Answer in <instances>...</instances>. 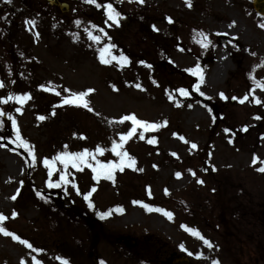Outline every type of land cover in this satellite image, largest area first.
Returning <instances> with one entry per match:
<instances>
[{"label":"rangeland","instance_id":"obj_1","mask_svg":"<svg viewBox=\"0 0 264 264\" xmlns=\"http://www.w3.org/2000/svg\"><path fill=\"white\" fill-rule=\"evenodd\" d=\"M59 1L68 4L67 11L48 0H0V98L31 94L22 105L0 101L6 113L0 119L14 117L22 137L34 145L38 187L73 206L74 220L85 221L82 216H87L98 222L102 233L99 237V229L91 225L98 236L92 259L86 252L74 254L76 261L64 256L56 234L43 232L40 208L22 197L24 161L0 143V213L8 217L0 224L33 245L30 249L0 233V264H33L32 257L42 264H63L65 259L68 264H95V253L98 264H138L137 258H128L126 248L136 257L148 240L163 245L151 253L153 264H167L174 254L186 255L190 264H264V173L257 171L264 166V90L250 79L251 73L264 80V67H256L264 60V28L259 26L264 18L252 0H192L191 7L186 0H99L122 13L119 24L86 0ZM86 29L100 35L101 42L90 40ZM200 31L212 41L207 51L198 42ZM106 43L115 45L111 51L123 53L129 62L101 63L98 49ZM197 64L202 84L199 75L186 71ZM49 82L61 95L47 90ZM64 89H93L87 97L93 110L63 104L68 95ZM245 95L248 99L241 102ZM132 113L159 125L144 132L143 139L138 128L125 142L123 150L135 157L134 167L114 170L110 180L106 174L95 178L87 165L81 166L83 171L69 165L68 179L80 194L72 184L48 186L49 169L43 160L60 152L94 151L99 145L106 151L97 153V159L118 161L112 143L132 127L131 121L121 123L118 118ZM254 155L260 158L256 164ZM55 163L53 181L64 168ZM93 187L89 199L94 206L89 207L83 194ZM193 188L209 198L203 197L206 204L191 224L180 206ZM134 201L167 209L173 218ZM100 212L110 214L101 218ZM80 226L75 224L69 235L76 232L81 242L90 244L95 235ZM190 230H198L211 246ZM123 236L136 239V246L119 241Z\"/></svg>","mask_w":264,"mask_h":264},{"label":"snow or ice","instance_id":"obj_2","mask_svg":"<svg viewBox=\"0 0 264 264\" xmlns=\"http://www.w3.org/2000/svg\"><path fill=\"white\" fill-rule=\"evenodd\" d=\"M7 3H11L12 0H6ZM86 2L91 3V4H95L97 7H102L105 9L106 11V15L108 17L109 20L114 21L116 24H119V18L121 17L122 13L119 12L111 2L108 3H101L99 2V0H86ZM140 3H143L144 0H139ZM186 3L189 7L192 6V0H186ZM169 22H172V18L168 17ZM76 23L79 25L81 22L79 20L76 21ZM105 23H107V21H105ZM235 22H233L234 24ZM111 26V25H109ZM261 28H264V23H261L259 25ZM155 27V26H154ZM231 27V25H230ZM92 28L94 29H99L100 32H104V29L99 28L98 25L93 24ZM88 33V38L96 43H100L102 37L100 35H95L93 34L92 31L87 30ZM195 31V30H194ZM38 35V34H37ZM104 35L106 36L107 33L105 32ZM199 43L202 44V46L204 48H207L210 44H212V41L210 39L207 38V35L203 32L200 31L199 32ZM115 47V45L111 44V43H106L104 44L103 47H100L98 49V54H99V60L101 61V63L103 64H111L113 63V61H117L118 63H128V57L124 56L123 53L120 54V56H116L111 49H113ZM252 55H256V53H252ZM143 63V62H141ZM256 67H264V60L261 61V64L257 65ZM186 71L191 72L193 75H199L200 77V84H202L204 82V76L201 72L200 69V65L197 64L194 68H190L187 69ZM250 79L253 81L254 85H257L261 90H264V80H260L257 79L254 75H252L250 73ZM0 87H4V84L2 81H0ZM41 88H45V85H40ZM115 87V86H113ZM137 88H141L140 84L136 85ZM196 91H200V86L199 84H197L196 86ZM47 90L48 91H53L56 93V95H61V92L56 91V88L54 85L51 84V82H49V85L47 86ZM65 92L68 93V95L63 97L62 103L65 105H72V106H78V107H83L85 109H89V110H93L90 108V101L87 99L89 93L93 92V89H87L84 91H78V92H73L71 89H64ZM178 91L184 95V96H188L190 95V93L186 90V89H178ZM201 95H204L203 92H200ZM221 96H223L224 94L221 93ZM28 99H31V94L30 93H24V94H20V95H13V94H9V96L7 97V99L4 98H0V101H2L3 103H7L9 100H16L18 101L21 105L24 104ZM171 99V96H170ZM233 99H236L235 97H233ZM248 96L245 95L243 97V99L241 100V102H243L244 100H247ZM257 103H260V100L257 99L256 100ZM192 105H189V107H191ZM17 112L21 111V108H16ZM6 113L3 110H0V116L5 115ZM97 115H99V113H97ZM11 119L12 122V127L14 129L15 132V140L14 143H18V145L22 148H24L29 156L31 157L32 160V164L36 163V156L34 154V145H32L28 140L24 139L21 135V131L19 129V126L17 124V121L14 117H9ZM39 119L43 120L45 119L44 116H40ZM119 122L123 123L125 121H131L132 127L131 129L127 132V133H122L120 134V138H119V142L113 141L112 143V147H111V152L115 153V155L117 157H120V159L117 160H108L107 162L103 161V160H99L96 158V154H103L106 149L104 147L101 146H97L95 148L94 151H90L89 149L85 148L83 151H79V152H70V151H63L60 152L57 156L53 157L51 160H49L48 158H44L43 163L45 164V166L49 169L48 171V176H49V180H48V186L50 188H58L61 187V184H72V186L74 188H76V191L78 194H80V189L79 187L72 181L68 179V173L65 171L69 165H71L72 168H75L79 171H83V168L81 167L82 165H87V167L91 168L93 173L96 174L95 178H98L101 175L106 174L107 178L112 180L113 176L112 173L114 170L119 169L120 171L124 170L125 165L127 164L128 167H134L135 163H136V159L134 156H131L127 151L123 150L124 149V144L125 142L132 137L136 132L138 128H142L143 131L140 132V138L143 139L144 138V132H147L149 129H156L159 127V125H157L156 123H152L149 121H146L144 119H140L136 116L135 113L132 114H126L123 115L121 117L118 118ZM165 123H167L165 121ZM0 128H3V121H0ZM75 135V134H74ZM181 140H184V137L181 136L180 137ZM149 143H154L155 140L154 139H150L148 141ZM6 147V145H4ZM67 147V146H65ZM191 147L193 149H195L197 147V145L195 143L191 144ZM15 151V149H14ZM173 155H176L175 153H173ZM91 161H95V163H91ZM260 158L255 156L253 157V164H256L257 161ZM59 162L60 164H63L64 168L63 169H59V180L57 181H53L51 179L53 172L57 171V167H56V163L55 162ZM262 164H264V161H261ZM140 171H143V169H140ZM257 171L264 173V166L258 167ZM177 177L181 176V173L177 172L176 173ZM200 183H203V181H199ZM95 187L92 188L91 191H88L87 193L83 194V198L88 201V206L89 207H93V202L89 199L92 196V193L95 191ZM167 189H165V192L167 193ZM151 194V193H149ZM16 197L13 196L12 199H15ZM133 203L136 204H143L142 201H134ZM143 207L148 210V211H157L162 213L163 215H165L168 219H172L173 218V213L167 209L161 208V207H156L154 205H150V204H143ZM121 211H123V209H120ZM111 211V210H110ZM110 214V212H100L99 215L101 216V218H104L106 216H108ZM17 215L16 211L13 210L12 212V216L15 217ZM6 219H8V217H6L3 213H0V222L5 221ZM193 232L194 235L199 236L200 239L204 240V242L206 244L210 245V241L204 239V237L202 235H200V233L198 232V230H190ZM0 233H3L4 235H8L11 236L13 239L19 241L22 244H25L28 246V248H33V245L31 243H29L28 240L26 239H22L19 235H16L14 232H10L6 227H4L2 224H0ZM181 247H183V245H181ZM35 251L37 252H41L43 251V249L40 248H36ZM191 254V253H190ZM32 261L33 264H42V262L37 259L36 257H32ZM23 264V262H22ZM63 264H68V261L65 259L63 260ZM103 264V262H102ZM214 264H216V262H214Z\"/></svg>","mask_w":264,"mask_h":264},{"label":"trees","instance_id":"obj_3","mask_svg":"<svg viewBox=\"0 0 264 264\" xmlns=\"http://www.w3.org/2000/svg\"><path fill=\"white\" fill-rule=\"evenodd\" d=\"M199 44L202 46L201 43ZM202 50L207 51L209 49L208 47H203ZM207 106H209V104ZM0 121H3V128H0V143L6 145L12 151H14L15 149L14 152L20 156V158L26 165V175L25 180L23 181L24 191L22 197L24 198L25 196V199L27 198V200L33 201L40 208L45 227V231L43 232L46 234L51 232L56 234V236L59 238L60 252L73 261H76V257L74 254L78 253L80 255H83L84 252H86L84 255L87 256L88 259H92V253L96 251L95 243L97 237H101L102 227L98 224V222L91 221L87 216H82V219L86 222L81 220H74V218H72L75 213V209L73 208V206L66 205L59 194L51 191H46L38 187L33 176L35 167L34 164H32L31 157L24 148L18 145V143H14L15 132L12 127L11 119H9L8 121L6 119H0ZM247 137L249 136H245L244 138L246 139ZM245 139H242L244 140L243 142H245ZM205 196L207 199L209 198L204 192L200 191L199 189L193 188L191 189L189 198L182 201V205L180 206V208L182 209V211H184L183 218L186 222L192 224L197 221L195 219L197 214L200 215V209H202V206L206 204H204L203 199V197ZM71 223L73 224L71 225ZM80 223H82L83 226H86L87 229L90 230V232L92 231L91 225H93L100 231L97 237L96 233L92 231V234L95 236L91 240L90 244L81 242L79 240L78 233L76 232L69 235L71 228H74L75 224L77 226V229L78 227H80L81 229ZM68 229L69 232H67ZM67 234L71 241L68 239ZM161 246L163 245L158 243L157 240H148L147 245L145 249L142 250L141 255H137L136 257L133 256V258H131L132 256L130 255H132L133 253L128 248H126V253L129 254L128 258L131 261L137 258L138 264H153L150 258L151 253L158 250ZM72 251H74L75 253H72ZM132 264L134 263L132 262Z\"/></svg>","mask_w":264,"mask_h":264},{"label":"water","instance_id":"obj_4","mask_svg":"<svg viewBox=\"0 0 264 264\" xmlns=\"http://www.w3.org/2000/svg\"><path fill=\"white\" fill-rule=\"evenodd\" d=\"M49 2L59 5L62 11H67L69 8L68 4L60 3L58 0H49ZM252 3L254 9L264 17V0H253ZM121 240H124L132 248L136 246V240L131 236H124ZM169 264H190V260L184 255H174L169 259Z\"/></svg>","mask_w":264,"mask_h":264},{"label":"bare ground","instance_id":"obj_5","mask_svg":"<svg viewBox=\"0 0 264 264\" xmlns=\"http://www.w3.org/2000/svg\"><path fill=\"white\" fill-rule=\"evenodd\" d=\"M220 61H221V62H222V61L224 62V59H223V58H221V59H220ZM12 157H13V158H14L16 161L18 160V158L16 157V155H15V154H12Z\"/></svg>","mask_w":264,"mask_h":264}]
</instances>
